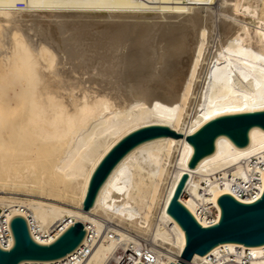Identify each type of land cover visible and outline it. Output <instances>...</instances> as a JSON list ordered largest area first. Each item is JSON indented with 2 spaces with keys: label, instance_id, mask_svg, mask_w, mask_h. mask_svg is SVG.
Returning <instances> with one entry per match:
<instances>
[{
  "label": "bare ground",
  "instance_id": "1",
  "mask_svg": "<svg viewBox=\"0 0 264 264\" xmlns=\"http://www.w3.org/2000/svg\"><path fill=\"white\" fill-rule=\"evenodd\" d=\"M0 34L1 54L14 65V106L23 112L14 121L0 115V209L9 221L24 217L39 244L75 222L87 230L64 259L21 264H65L82 247L84 257L68 264H174L184 233L166 208L183 174L188 196L180 200L202 226L206 206L219 211L223 194L252 202L245 200L252 188L239 181L259 175L263 191L264 168L256 167L264 163L263 130L251 128L243 148L218 137L214 152L192 169L186 137L214 118L264 110V0H0ZM151 125L178 136L132 149L82 211L103 156ZM131 229L150 231L147 250ZM235 246L251 251L252 264H264V245L231 243L188 264H218L207 257Z\"/></svg>",
  "mask_w": 264,
  "mask_h": 264
},
{
  "label": "water",
  "instance_id": "2",
  "mask_svg": "<svg viewBox=\"0 0 264 264\" xmlns=\"http://www.w3.org/2000/svg\"><path fill=\"white\" fill-rule=\"evenodd\" d=\"M253 127L264 131V110L224 115L206 122L186 137V142L193 150L188 168H194L201 159L212 154L215 141L220 136L228 138L238 148L247 146L248 133ZM168 136L177 137L178 134L168 127L151 125L132 131L114 144L90 176L82 211L87 212L93 206L104 182L132 149L144 142ZM187 179L186 173L181 176L166 208V213L184 233L185 245L174 264H188L194 255L204 256L221 244L245 247L264 245V188L260 198L252 203L239 202L228 194L219 196L218 222L204 227L180 200ZM9 228L12 246L8 250L0 248V264L44 263L64 259L82 245L87 234L84 225L75 222L49 244H39L32 238L24 217L11 218Z\"/></svg>",
  "mask_w": 264,
  "mask_h": 264
},
{
  "label": "built area",
  "instance_id": "3",
  "mask_svg": "<svg viewBox=\"0 0 264 264\" xmlns=\"http://www.w3.org/2000/svg\"><path fill=\"white\" fill-rule=\"evenodd\" d=\"M260 167L261 169L264 168V163L260 162L257 164L256 167ZM239 182H246L247 186L252 188L250 190L249 197L245 200L248 201H256L258 198H260V190L259 186L262 183V180L259 175H251L250 178H248V181H239ZM264 188V187H263ZM183 197H187V194H183ZM250 202V203H252ZM206 215L203 217V220L207 223L206 226H211L213 224H216L219 219V211L216 209V207L213 204H208L205 209ZM6 213L4 210L0 209V248L8 250L12 246V236L9 228L10 221L6 218ZM198 222L199 220L196 219ZM200 223V222H199ZM48 235H46L47 237ZM44 237V238H46ZM84 250L85 247H82L78 250V252L75 254L74 257H69L68 259L64 260L65 264H68L69 262H72L76 258L82 259L84 257ZM252 253L248 248H241L239 246H235L233 249H222L220 250L217 257L215 256H208V260L211 262H218V264H252ZM146 261H149L147 258H145Z\"/></svg>",
  "mask_w": 264,
  "mask_h": 264
},
{
  "label": "rangeland",
  "instance_id": "4",
  "mask_svg": "<svg viewBox=\"0 0 264 264\" xmlns=\"http://www.w3.org/2000/svg\"><path fill=\"white\" fill-rule=\"evenodd\" d=\"M204 6H206V7H214V6H212V5H204ZM30 34H31V32H30ZM29 33H27L26 35H30ZM1 35V34H0ZM17 36L16 37H19V34H16ZM28 38V37H27ZM0 41H2V36L0 37ZM4 40V39H3ZM3 43H4V41H2ZM3 43H1V45L3 44ZM4 46V44L2 45V46H0V61H1V58H3L2 60L3 61H1L0 62V70H1V67H3L2 68V70H3V72H0V76L2 75V73H3V75L1 76V78H0V85H1V87L3 86V88H4V86H5V88L3 89V88H1L0 87V103H4L5 104V102H7L6 104H7V106L6 105H4L5 106V109H3L4 107L2 106V104L0 105L1 107H2V109H1V107H0V112H1V114L0 115H3L2 117H4V119L5 120H7V121H14V118H19L20 116H18L17 115V113H16V111L18 112L20 109L19 108H17L16 106H14V89L12 88V87H14V82L13 83H9V82H11V80L12 81H14V69H13V72H12V68H14V65H12L11 63V65L8 63V61L9 62H11V60L8 58V57H5V56H3L1 53L3 52V51H6V46H4V48H2ZM25 47H24V45H22V46H20V49L21 50H23V52L24 53H26L27 51H26V48L24 49ZM7 52V51H6ZM5 59V60H4ZM6 59H8V60H6ZM30 59H31V61H30ZM32 59H34V56L32 57V56H30V57H28V60H27V62L28 63H31L33 60ZM41 58L39 57V60H40ZM6 63H5V62ZM3 62V64H2V66H1V63ZM41 62H42V60H41ZM40 62V63H41ZM6 65H5V64ZM27 63V64H28ZM7 66V67H6ZM8 66H10L9 67V70H10V72H9V75L7 74V75H5L4 73H5V70H8ZM6 68V69H5ZM1 70V71H2ZM40 70H41V68H40ZM6 77H5V76ZM5 77V78H4ZM8 77V78H7ZM10 77H11V79H10ZM12 77H13V79H12ZM3 80V81H2ZM4 80H5V82H4ZM3 82V83H2ZM4 84V85H3ZM7 84H10V85H12V86H6ZM6 87H7V89H6ZM42 87H44V86H42ZM9 88H12V91H10L11 89H9ZM9 89V90H8ZM4 91H9L8 93H6V92H4ZM97 91H103V88H97ZM12 92V93H11ZM6 93V94H5ZM6 95H7V97H6ZM4 97V99H3V97ZM9 97H12V98H9ZM6 98H7V100H6ZM10 100H12V101H10ZM8 101H10L9 103H8ZM9 104V105H8ZM13 104V106H11ZM7 107V108H6ZM8 107H10V108H15L16 110H14V109H10V108H8ZM18 109V110H17ZM22 109V108H21ZM14 111V112H13ZM20 112H22L21 110H20ZM23 113V112H22ZM17 115V116H16ZM22 115V114H21ZM14 116H16V117H14ZM19 197H22V196H19ZM22 198H24V197H22ZM64 204H65V206H64ZM64 204H62L61 206L64 208V209H68V210H70V211H74L75 210V204L74 203H69V202H65ZM72 207V208H71ZM156 221H157V214H154V216L152 217V223H151V225H154L155 223H156ZM107 222V221H106ZM103 224H105V223H103ZM108 224H110V225H118V223H117V221H113V222H108ZM120 228H122V229H125L126 227H124V226H119ZM153 228V226L151 227V229ZM129 231V233L133 236V237H136L135 238V241H136V239H137V242L139 241H141L140 242V244L145 240V241H147V242H149L150 243V231L149 232H143L142 230H139V229H131V230H128ZM143 240V241H142ZM145 241L141 244V246H142V248H143V250L145 249V250H147L148 248H147V246H145V245H143V244H145ZM138 242V243H139ZM127 244V245H126ZM125 245L127 246V248L128 249H131V244H128V243H126ZM125 246H123V248H124ZM126 248V250H128ZM147 248V249H146ZM125 250V251H126ZM128 251H130V250H128Z\"/></svg>",
  "mask_w": 264,
  "mask_h": 264
},
{
  "label": "snow or ice",
  "instance_id": "5",
  "mask_svg": "<svg viewBox=\"0 0 264 264\" xmlns=\"http://www.w3.org/2000/svg\"><path fill=\"white\" fill-rule=\"evenodd\" d=\"M127 50V45H125V51Z\"/></svg>",
  "mask_w": 264,
  "mask_h": 264
}]
</instances>
